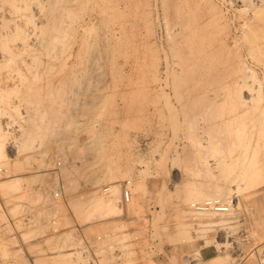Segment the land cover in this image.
<instances>
[{"label":"rangeland","instance_id":"rangeland-1","mask_svg":"<svg viewBox=\"0 0 264 264\" xmlns=\"http://www.w3.org/2000/svg\"><path fill=\"white\" fill-rule=\"evenodd\" d=\"M21 4L0 8L21 27L0 54V264H85L78 225L101 264H264V0Z\"/></svg>","mask_w":264,"mask_h":264},{"label":"built area","instance_id":"built-area-1","mask_svg":"<svg viewBox=\"0 0 264 264\" xmlns=\"http://www.w3.org/2000/svg\"><path fill=\"white\" fill-rule=\"evenodd\" d=\"M106 189H109V187H107ZM59 194H60V192L57 191L56 195H59ZM132 196H133L132 180L131 179H124L121 182L120 203L122 205H126L127 203H129L131 201ZM193 205L197 209H202V210L213 209V210H217V211H227L230 209L229 203L222 201V199H220V198H209V199H206L205 201L200 202V203H193ZM55 230L58 231L57 228ZM73 235H74V237L82 240V244L78 246V249H81V251L83 252V256L86 257L88 252H90L92 254V257L85 264H101L99 255H97L95 250H94V245L96 243V240L102 238V235H97V236L88 235L81 225L77 226V230L73 231ZM74 249L75 248H72V250H74ZM116 253H117L116 254L117 260L119 262L121 260L120 259L121 251L119 249H116ZM135 264H139V262H135Z\"/></svg>","mask_w":264,"mask_h":264},{"label":"bare ground","instance_id":"bare-ground-1","mask_svg":"<svg viewBox=\"0 0 264 264\" xmlns=\"http://www.w3.org/2000/svg\"><path fill=\"white\" fill-rule=\"evenodd\" d=\"M11 1H12V4H11ZM22 1H24V0H0V8H4L5 9V5L7 4L8 5V3L13 7V8H15V7H17V9L18 8H20L21 6H22V4H21V2ZM19 3H20V5H19ZM10 5H8V8L9 9H11L9 6ZM20 6V7H19ZM22 8V7H21ZM21 10L22 9H20L19 10V13L21 12ZM24 10V9H23ZM8 11H10V10H8ZM17 10L15 9V13H17L16 12ZM24 11H22V13H23ZM22 13H20V14H22ZM11 14H12V12H11ZM10 14V15H11ZM19 14V17L21 16H24L25 15V13L23 14V15H20ZM17 17H18V15H17ZM17 20V19H16ZM15 20V21H16ZM19 20V19H18ZM21 21V20H20ZM37 24V23H36ZM11 25V24H10ZM39 24H37L36 25V29L40 26L41 27V25H39ZM3 27V28H5V29H0V54H1V56L3 57V56H5L6 55V52H7V50H6V48L8 47V43L6 44V41H8V39H7V37L8 36H12V34H14L15 32H16V30L17 29H19V27H20V24H15V25H11V26H7V21H6V14H5V12H2V13H0V27ZM34 26V25H33ZM38 26V27H37ZM1 27V28H2ZM35 27V26H34ZM21 28V27H20ZM34 30H35V28H34ZM35 32V31H34ZM37 32V31H36ZM18 33V32H17ZM16 33V34H17ZM15 34V35H16ZM36 35V34H35ZM18 38V37H17ZM36 38V37H35ZM33 40V39H32ZM16 41V40H15ZM19 42V41H18ZM38 42H41V41H38ZM16 43V42H15ZM37 44V43H36ZM5 45H7V47L5 46ZM22 47V46H21ZM36 48H38V47H36ZM21 49V48H20ZM23 49V48H22ZM33 49H34V46H33ZM36 50H38V49H36ZM14 54V53H13ZM5 58V57H4ZM103 201H101V203H102ZM110 203V202H109ZM108 203V204H109ZM95 205V204H94ZM113 204H111V206H112ZM107 206V205H106ZM113 207H114V205H113ZM108 208V207H107ZM112 208V207H111Z\"/></svg>","mask_w":264,"mask_h":264},{"label":"crops","instance_id":"crops-1","mask_svg":"<svg viewBox=\"0 0 264 264\" xmlns=\"http://www.w3.org/2000/svg\"><path fill=\"white\" fill-rule=\"evenodd\" d=\"M19 234H21V231H20V233ZM22 243V242H21ZM18 246V244H14L13 245V247H17ZM32 261V260H31ZM33 262V261H32Z\"/></svg>","mask_w":264,"mask_h":264}]
</instances>
